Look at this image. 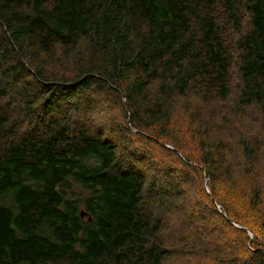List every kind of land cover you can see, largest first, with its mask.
<instances>
[{
	"label": "trees",
	"instance_id": "16d2710c",
	"mask_svg": "<svg viewBox=\"0 0 264 264\" xmlns=\"http://www.w3.org/2000/svg\"><path fill=\"white\" fill-rule=\"evenodd\" d=\"M221 11L240 36L234 49ZM233 57L238 107L264 114V0H0V264H213L174 246L189 245L183 231L168 240L174 212L204 233L215 221L242 246L235 264H264V183L248 190V209L218 198L235 174L211 116L192 104L215 111L211 77L230 94ZM66 61L68 74L49 70ZM101 86L122 104L123 129L82 114ZM248 139L242 153L256 164ZM191 186L199 197L186 210Z\"/></svg>",
	"mask_w": 264,
	"mask_h": 264
},
{
	"label": "rangeland",
	"instance_id": "374dc122",
	"mask_svg": "<svg viewBox=\"0 0 264 264\" xmlns=\"http://www.w3.org/2000/svg\"><path fill=\"white\" fill-rule=\"evenodd\" d=\"M218 19L220 28L223 32L224 40L226 41L229 48L234 49L236 42L240 37L239 34H236L231 25L227 22L224 11L220 12ZM249 25V16L248 13L245 12L243 25L244 30H246ZM69 67H72V63L70 61H66L61 65L50 64L49 70L65 71L68 74L69 71L67 69ZM209 81L211 82L209 94L211 98L217 102L215 111L212 112V110L205 104L194 99L192 100V104H196L200 108V111L203 115H212L211 128L213 134L215 137L222 139L225 142L227 147V159L231 164L230 166L232 167L236 178V188L231 189L229 184L219 183L216 184V192L218 194V198L226 201L230 207L248 209L246 204V194L248 190L252 185L256 184L254 181H262L264 183V149L260 148V145L264 144V114L262 113L260 107L256 105H249L243 108L238 107L237 101L240 93V73L235 57H233L231 60L229 71L225 75L224 83L230 89V94L226 98H222L218 93V85L221 81L218 83V81H216L213 77H211ZM103 88L105 87L101 86L98 90V106L91 107L92 111H85L82 112V114L85 115V119L87 121L91 119L93 112L92 122L95 123L96 126L108 125V129L111 130L110 122H114L115 124H119V129H123L125 119L124 112L122 110V104H119L116 98L112 99L111 92ZM7 108L9 111V107ZM231 119L235 123L233 127H229L228 124ZM240 122L244 123L243 127L242 125L239 126ZM178 124L182 125V119L178 120ZM13 126H19L21 127L20 130H23V128H25V123H22V120L20 119ZM182 128L186 130V125H182ZM121 135L122 133H118V138H120ZM112 136L114 137V134H112ZM242 138H251L248 139L247 142L251 146L255 145L257 148H259L261 159L256 164H250L245 160L241 147ZM255 141L259 145H256ZM135 144L138 145L139 142L135 141ZM198 197L199 195L197 187L191 186L188 198L185 197L182 200L181 205L184 209L188 210L190 207L189 202L191 203ZM201 208L202 205L197 209ZM210 215L211 214H208V216ZM189 217L190 216H186L185 219H182L180 212H174L168 216V225L164 232L168 240H172L174 238L177 241V234L183 231V233L187 236V242L189 245L174 246L184 247L188 251H190L191 248H193V250L195 248L199 249L202 253L201 256L191 255L197 260L199 259L213 264H235L231 261V257L234 254L239 253L242 249V246L234 242L230 235L219 230L218 227H215V221L208 222V231L204 233L195 226L190 227L188 225ZM248 218L252 221H256L257 215L253 212H250L248 213ZM248 232L254 236V232L252 230ZM199 246H204V248L201 249ZM166 264L196 263L194 261L191 263H185L183 260L171 258L167 260Z\"/></svg>",
	"mask_w": 264,
	"mask_h": 264
},
{
	"label": "bare ground",
	"instance_id": "6f19581e",
	"mask_svg": "<svg viewBox=\"0 0 264 264\" xmlns=\"http://www.w3.org/2000/svg\"><path fill=\"white\" fill-rule=\"evenodd\" d=\"M233 69V68H232ZM238 73V72H237ZM177 104V103H176ZM209 115V114H208ZM207 116V115H206ZM212 116V115H211ZM245 116V115H244ZM213 120V119H212ZM229 124V123H228Z\"/></svg>",
	"mask_w": 264,
	"mask_h": 264
},
{
	"label": "water",
	"instance_id": "95a60500",
	"mask_svg": "<svg viewBox=\"0 0 264 264\" xmlns=\"http://www.w3.org/2000/svg\"><path fill=\"white\" fill-rule=\"evenodd\" d=\"M83 214H84V213H83ZM89 219H91V217H90Z\"/></svg>",
	"mask_w": 264,
	"mask_h": 264
}]
</instances>
